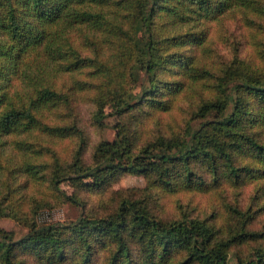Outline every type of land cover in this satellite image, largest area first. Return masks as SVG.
<instances>
[{"label": "trees", "instance_id": "obj_1", "mask_svg": "<svg viewBox=\"0 0 264 264\" xmlns=\"http://www.w3.org/2000/svg\"><path fill=\"white\" fill-rule=\"evenodd\" d=\"M261 7L259 0H0V149L3 138L18 133L63 140L77 135L81 143L71 164L53 156L52 164L28 162L25 172L33 180L48 179L55 189L68 182L99 190L122 173L149 179L146 190L171 193L256 181L264 210L263 50L260 66L235 58L222 71L219 94L204 98L195 112L203 122L187 136H158L139 148L128 122L145 110L168 112L196 81L213 78L189 51L206 46L212 24L236 12L260 13ZM74 32L94 48L93 57L75 48ZM84 70L91 80H75L69 92L57 87L58 76ZM137 70L148 84L135 93ZM35 71L42 76H33ZM86 90L94 92L98 124L106 108L121 120L117 138L99 142L91 164L83 160L84 134L75 125L47 120V114L73 109L76 93ZM8 187L18 195L0 200V219H24L20 185ZM66 198L79 203L75 194ZM147 199L124 198L104 217L33 225L18 239L0 227V264H27L30 255L43 264H231L235 247L264 242V230L248 229L254 216L249 208L237 209V223L222 229L188 215L162 220ZM251 254L238 255L237 264H264V247Z\"/></svg>", "mask_w": 264, "mask_h": 264}, {"label": "rangeland", "instance_id": "obj_2", "mask_svg": "<svg viewBox=\"0 0 264 264\" xmlns=\"http://www.w3.org/2000/svg\"><path fill=\"white\" fill-rule=\"evenodd\" d=\"M259 2L262 12L249 13V16L236 12L212 24L210 39L206 46L189 51L199 64L210 71L213 78L199 79L194 85L190 84L188 91L173 101L168 112L145 110L137 118H129L131 119L129 121L127 119L139 148L158 136L183 138L192 130H197L203 120L196 117L195 112L205 101L204 98L213 100L219 94L217 77L222 76V71L235 58L244 60L254 67L262 64L259 53L261 50L264 51V0ZM72 42L82 56L93 57L94 48L85 42L82 33L79 35L74 32ZM139 45L143 46L141 41ZM88 73V70L82 73H64L58 76L55 82L59 89L69 92L75 80H91ZM36 74L37 71L33 76ZM37 75L39 78L42 76L41 73ZM43 76L46 77L45 74ZM162 77L166 78V75ZM135 78L137 83L134 92L138 93L148 81L141 70L135 71ZM16 86H20L18 81ZM93 94V91L88 90L77 92V98L72 102L73 109L70 111L63 109V116L58 113L47 114L50 124L75 125L84 134L86 141L83 144L85 146L83 160L86 164H91L94 150L99 142H113L117 138L116 125L121 123V120L108 108L104 110L105 117L101 123L96 122L97 109L91 100ZM215 117L216 115H211L208 119ZM3 140L6 143L2 150L0 149V200L7 195L10 199L13 195H18L8 192L7 186L11 189L20 185L19 195L22 198L24 219L17 221L4 217L0 219V227L12 231L16 239L26 234L33 225L42 228L69 224L83 217H104L115 213L124 198L139 201L145 197L148 198L145 204H148L152 213L165 221L188 215L191 218L207 219L216 227L226 229L229 224L237 223L235 216L237 209L249 208V212L254 213V216L248 229L253 232L264 230V210L257 203L256 181L241 187L223 183L218 188L205 192L178 190L171 193L156 188L146 190L149 179L135 173H122L105 188L99 190L77 189L68 182L58 184V189H55L48 179L33 180L30 174L25 172L26 165L28 162L52 164L55 162L53 156H56L62 164H71L81 143L77 135L63 140L46 137L37 131L33 132L32 136L18 133L6 136ZM45 148L53 150L55 155L52 152L48 153ZM74 194L78 196L79 203L66 198ZM262 201L264 202V197ZM5 203L7 206L9 202ZM261 247H264V242L261 240L235 247L230 254L231 264H237L238 255L249 256L253 250ZM27 264L43 263L30 255L27 257Z\"/></svg>", "mask_w": 264, "mask_h": 264}]
</instances>
